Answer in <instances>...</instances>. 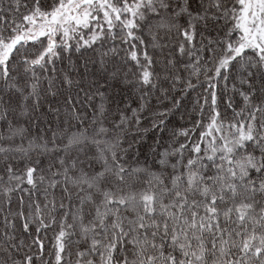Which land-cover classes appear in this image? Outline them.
Returning <instances> with one entry per match:
<instances>
[{
  "label": "snow or ice",
  "instance_id": "obj_1",
  "mask_svg": "<svg viewBox=\"0 0 264 264\" xmlns=\"http://www.w3.org/2000/svg\"><path fill=\"white\" fill-rule=\"evenodd\" d=\"M0 264H264V0H0Z\"/></svg>",
  "mask_w": 264,
  "mask_h": 264
},
{
  "label": "trees",
  "instance_id": "obj_2",
  "mask_svg": "<svg viewBox=\"0 0 264 264\" xmlns=\"http://www.w3.org/2000/svg\"><path fill=\"white\" fill-rule=\"evenodd\" d=\"M113 90L119 91L122 95H129L128 90L123 89V88H118L117 86H114ZM131 99H133V100L136 99V96L135 95L131 96ZM133 106H135V105L133 104ZM41 235L43 236V233H41ZM48 235L51 236V232H49Z\"/></svg>",
  "mask_w": 264,
  "mask_h": 264
}]
</instances>
